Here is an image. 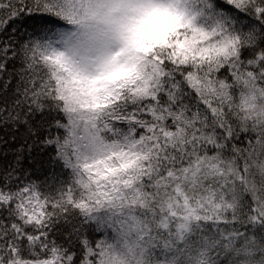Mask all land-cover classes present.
<instances>
[{"label":"snow or ice","instance_id":"1","mask_svg":"<svg viewBox=\"0 0 264 264\" xmlns=\"http://www.w3.org/2000/svg\"><path fill=\"white\" fill-rule=\"evenodd\" d=\"M0 264H264V0H0Z\"/></svg>","mask_w":264,"mask_h":264}]
</instances>
